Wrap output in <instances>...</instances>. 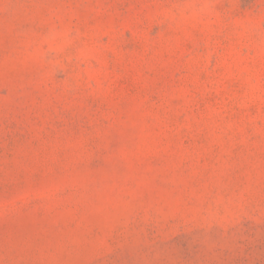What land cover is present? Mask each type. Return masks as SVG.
Wrapping results in <instances>:
<instances>
[{
	"label": "rangeland",
	"instance_id": "rangeland-1",
	"mask_svg": "<svg viewBox=\"0 0 264 264\" xmlns=\"http://www.w3.org/2000/svg\"><path fill=\"white\" fill-rule=\"evenodd\" d=\"M0 264H264V0H0Z\"/></svg>",
	"mask_w": 264,
	"mask_h": 264
}]
</instances>
